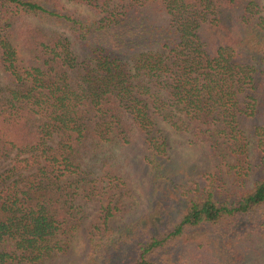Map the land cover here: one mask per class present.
<instances>
[{
    "label": "trees",
    "instance_id": "1",
    "mask_svg": "<svg viewBox=\"0 0 264 264\" xmlns=\"http://www.w3.org/2000/svg\"><path fill=\"white\" fill-rule=\"evenodd\" d=\"M72 1L101 16H74L59 0H0V264L63 252L95 199L91 264H160L206 226L229 246L264 240V0ZM159 120L205 144L239 188L171 184ZM133 137L154 198L118 226L128 188L112 149ZM219 250L221 261L189 264H231V249Z\"/></svg>",
    "mask_w": 264,
    "mask_h": 264
},
{
    "label": "rangeland",
    "instance_id": "2",
    "mask_svg": "<svg viewBox=\"0 0 264 264\" xmlns=\"http://www.w3.org/2000/svg\"><path fill=\"white\" fill-rule=\"evenodd\" d=\"M59 1L65 12L74 16L92 19L101 16V14L93 12L85 4L75 3L72 0ZM24 19L26 22L46 27L43 23L37 22L31 17ZM59 30L64 31L74 41L77 52L85 54L83 46L76 40L72 31L61 28ZM158 125L163 129L168 142V159L165 162L164 170L170 175L169 182L171 184L174 183L181 190L184 187L193 189L200 182L203 185H211L216 191L223 193H231L239 188L234 176L228 173L225 161L212 155L205 144L196 143L192 145L188 141L189 135L175 131L165 121L159 120ZM112 150L115 152L116 157L113 169L117 176L126 182L128 188V193L122 195L124 201L122 211L116 213L113 218V222L116 225L122 226L129 223L132 224L149 211L154 198L153 187L149 169L143 159L144 149L139 138L133 137L127 145L122 147L115 145ZM99 202L101 201L95 199L85 204V209L88 212L85 222L74 234L66 238L63 237L62 240L67 243V248L53 258L46 260L45 264H91L85 229L91 219L98 213ZM218 234L216 227L208 226L188 234L181 242L162 256L160 264H189L200 257L208 255L212 260H217L218 258L221 261L219 254L221 251L219 248L221 247L231 249V253L230 251L227 253L232 259L231 264H264V240L249 247L230 243V247L227 241L219 243L218 240H213ZM199 239L202 241L200 242ZM197 244L201 245L197 246Z\"/></svg>",
    "mask_w": 264,
    "mask_h": 264
}]
</instances>
